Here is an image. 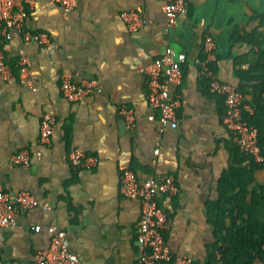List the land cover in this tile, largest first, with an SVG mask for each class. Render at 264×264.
I'll return each instance as SVG.
<instances>
[{
	"label": "crops",
	"instance_id": "0c3cea01",
	"mask_svg": "<svg viewBox=\"0 0 264 264\" xmlns=\"http://www.w3.org/2000/svg\"><path fill=\"white\" fill-rule=\"evenodd\" d=\"M167 1L172 0H77L64 12L50 0H33L27 23L45 31L48 42H25L17 31L3 41L15 79L0 78V186L29 190L49 208L38 204L15 225L0 226V264H36V252L49 245L51 222L65 231L80 264H134L141 204L119 193L125 168L142 178L174 177L177 192L161 198L166 242L173 255L196 264L207 260L216 240L211 215L223 175L233 164L251 160L235 149L233 132L223 121V96L212 92L211 81L229 82L239 91L240 85L264 86V0H186L175 25L166 21ZM123 10L140 12L144 25L130 30ZM207 32L215 39L211 49L203 46ZM168 46L185 51L187 62L181 84L173 88L179 96L178 124L159 133L160 112L149 106L143 67ZM21 54H28L34 78L19 79ZM65 73L78 82L93 79L94 89L68 100L60 90ZM261 96L264 100V89ZM123 106L132 110L133 125L121 113ZM45 112L55 121L50 141L40 145ZM73 147L96 163L72 166ZM21 148L41 155L27 165L12 164L11 154ZM259 184L264 168L253 172L246 196ZM257 219L264 222V200ZM220 263L216 250L212 264Z\"/></svg>",
	"mask_w": 264,
	"mask_h": 264
},
{
	"label": "built area",
	"instance_id": "2783aa9c",
	"mask_svg": "<svg viewBox=\"0 0 264 264\" xmlns=\"http://www.w3.org/2000/svg\"><path fill=\"white\" fill-rule=\"evenodd\" d=\"M59 4L64 12H70L77 0H50ZM33 0H0V78L14 80L12 66L4 51L3 41L12 31L20 32L25 42L43 44L49 37L45 31L33 30L28 25V7ZM186 0L167 1L163 5L166 21L170 25L177 24L180 12L185 8ZM121 17L132 31L141 28L145 19L138 11H121ZM215 39L210 33L204 36L203 46L211 49ZM187 62V54L183 50L166 47L161 55L151 59L143 67L148 86V103L151 109L160 112L157 130L163 133L166 129L176 128L178 124L177 108L179 96L173 88L182 82V68ZM28 54H21L17 59L19 79L34 78L30 71ZM94 89V80L76 81L70 73L62 77L60 90L65 98L76 101ZM212 92L223 96L225 104L224 124L237 136L238 147L256 162L264 160L259 143L257 126L249 123L245 114L252 113V106L244 101L241 91L229 82L214 79L211 81ZM121 113L133 125L132 110L126 106ZM55 117L45 112L40 118L38 142L46 144L50 141ZM40 150L21 148L11 154L12 164H29L32 156L39 157ZM69 163L77 168H91L94 157L88 156L80 147H73L68 153ZM177 184L171 174H155L145 178L139 177L131 168L121 171L118 190L120 195L136 198L140 201V217L137 222L136 241L139 251L134 264H196L191 258L173 255L166 242L164 231L168 227L167 212L161 203L163 196H171L177 192ZM41 204L49 208L47 202H42L26 189L6 190L0 186V226H13L18 216L32 207ZM34 228L39 230L40 225ZM51 233L49 245L39 249L35 254L36 264H80V257L68 247L65 231L55 222L47 226ZM221 264V263H220Z\"/></svg>",
	"mask_w": 264,
	"mask_h": 264
},
{
	"label": "trees",
	"instance_id": "16d2710c",
	"mask_svg": "<svg viewBox=\"0 0 264 264\" xmlns=\"http://www.w3.org/2000/svg\"><path fill=\"white\" fill-rule=\"evenodd\" d=\"M261 54L263 60L264 53ZM239 89L244 101L253 105V113L245 116L259 129V143L264 155V100L261 98L264 86L240 85ZM231 140L238 151L235 133ZM250 159L241 167L233 164L223 175L221 194L215 203L216 211L211 215L216 240L207 260L201 264H212L216 250L222 264H254V261L264 264V222L257 219L258 209L264 200V184L257 185L251 196H246L249 193L247 187L253 181V172L264 168V160L256 162L252 157Z\"/></svg>",
	"mask_w": 264,
	"mask_h": 264
}]
</instances>
